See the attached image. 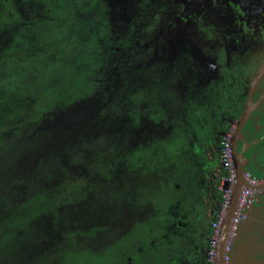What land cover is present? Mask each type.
Returning a JSON list of instances; mask_svg holds the SVG:
<instances>
[{
  "label": "flooded vegetation",
  "instance_id": "af4514ba",
  "mask_svg": "<svg viewBox=\"0 0 264 264\" xmlns=\"http://www.w3.org/2000/svg\"><path fill=\"white\" fill-rule=\"evenodd\" d=\"M97 1L101 10L90 8L87 20L89 1L76 7L91 23L78 28L66 54L87 66L91 90L52 112L86 113L79 135L88 134L90 170L73 164L72 172L105 185L106 197L92 187L90 211L76 217L105 225V239L120 233V224L134 227L133 250L126 256L127 246L121 249L124 264H207L228 170L225 144L234 166L245 162L252 175L264 170V12L251 16L239 0ZM23 2L9 10L15 25L47 23L45 2L33 9ZM57 119L46 114L40 128ZM246 119L254 135L243 159L233 147L238 139L244 145L239 129ZM128 179L141 201L135 206L124 194L122 202L113 197ZM174 180L180 191L173 196ZM257 193L224 264H264V192ZM192 221L201 230L195 248L183 250L177 245L190 241Z\"/></svg>",
  "mask_w": 264,
  "mask_h": 264
},
{
  "label": "rangeland",
  "instance_id": "374dc122",
  "mask_svg": "<svg viewBox=\"0 0 264 264\" xmlns=\"http://www.w3.org/2000/svg\"><path fill=\"white\" fill-rule=\"evenodd\" d=\"M8 1L0 0V130H5L4 133L11 145L13 139L17 137H14L15 127H20L29 121L32 122L30 125L32 132L39 130L44 134L39 124L43 117L46 114L50 118L58 115L55 123H49L47 127L56 135L65 132L59 138L53 135L56 139L62 140L72 136V142L70 140V144L66 146L65 150L73 149L83 137L82 134L79 135L82 131L79 129L85 127V122L80 123L79 117L85 118L84 114L86 113L76 111V113H69L71 117L63 116L61 118L59 114L63 109L57 111L56 115L52 112L69 105L79 97L87 95L91 90L88 79L85 80V75H88L87 66H80L79 57L70 62L66 56L67 49L74 43L73 35L78 28L91 23V21L85 22L76 13V7L86 5L85 0H80L78 6L73 4V0H26L23 2V6L32 9L38 7L41 2L47 4V14L45 12L47 23L37 19L33 23L21 26L15 25L18 20L15 21L8 16L9 10L14 9L18 0ZM88 1L90 7L86 6L83 9L85 20H87V12L91 9L94 11L101 10L100 2L97 0ZM37 13L45 15L40 8ZM80 36L82 39L87 37L81 33ZM74 114L78 117L73 119ZM70 120L72 122H69ZM14 125L16 126L14 127ZM23 130L27 133L31 132L26 126ZM4 133L0 131L2 138L5 137ZM70 134L71 136L65 138ZM75 135H78L77 139H75ZM14 162L15 160H8L3 155L0 157V173L10 174L9 178L12 182L19 178L11 175L16 173ZM44 173L46 175L47 171ZM45 175L32 177L30 186L36 187L39 191H44L46 196L48 194L54 195L59 189V183H56L55 179L47 180ZM254 175L262 176L263 171L256 170ZM48 179L52 178L48 176ZM14 191L18 193L17 190ZM79 210L80 207L75 213L76 219V216L81 213ZM41 219H38V223ZM121 226L122 224L116 227L117 230L120 229L121 234L118 233L108 239L102 236L105 228H107L105 225L97 226L93 223L87 228L86 224L77 227L78 229L76 228L75 231L80 232L82 237L75 234L74 238H69L76 241V246L80 244L83 247L77 251L75 246L71 251H67L64 254L66 257H63L65 258L63 264H114L117 260L120 261V264H124L125 255L122 254L121 249L131 244V240L135 238V233L130 232L128 234L127 223L123 225L124 227ZM101 230L103 231L99 233ZM42 231L41 233L45 234L50 231V228L43 226ZM94 233L100 235L95 240L90 238L91 242L85 241V237L88 239V235L92 236ZM95 241L97 242L95 243ZM31 246L34 255L28 264H39L41 261L43 262L44 255L53 253V245L48 244L47 241L42 242L41 247H38L37 243L36 250L33 243ZM95 252L102 254L95 255ZM18 264H22V257L18 260ZM24 264L27 263L24 262Z\"/></svg>",
  "mask_w": 264,
  "mask_h": 264
},
{
  "label": "trees",
  "instance_id": "16d2710c",
  "mask_svg": "<svg viewBox=\"0 0 264 264\" xmlns=\"http://www.w3.org/2000/svg\"><path fill=\"white\" fill-rule=\"evenodd\" d=\"M69 116L71 117V114H68L67 117ZM72 117L74 119L78 116L74 114ZM79 118L80 123H87L86 118ZM31 124L32 122L26 121L24 126H14L16 129L14 137H17L13 139L11 145L4 133L5 130H0L5 135L4 138L0 135V157L3 155L8 160H15L16 173L11 175L19 177L12 182L9 178L10 174L0 173V191L2 192L0 195V264H18L21 257L22 264L24 262L28 264L32 255H34L31 244L35 245L36 250L37 243L38 247H41V243L46 241L48 244L53 245V253L44 255L43 262L41 261L39 264H63L64 254L76 246V241L71 240L69 237L74 238L75 234L81 235L75 229L84 226V224H86V228L93 225L90 221L84 222L81 218H75L77 208H87L86 212H89L88 205L92 203L90 196L92 187L96 188V192L102 191L103 196H105L102 190L105 189V185L101 184V180L91 185L92 178L90 175L84 173L79 176L72 172L73 164L83 165L88 171L90 170V164H88L90 147L87 142V133L83 135L80 142L73 149L65 150L66 146L70 144V140L72 142L71 134L65 138L71 137L60 140L56 138H59L65 132L56 135L54 131L47 128L43 130V133L47 135L45 136L39 130L38 132H32L30 130ZM25 126L31 132L24 131ZM77 136L75 135V139H77ZM44 171H47L46 175ZM42 174L45 175L47 180L55 179L56 183H59V189L54 195L48 194L46 196L44 191H39L36 187L30 186V179ZM48 176L52 179H48ZM134 182L135 180L128 179L123 184L121 192L113 197L122 202L121 199L123 198L118 197L124 194L126 202L132 204V206L141 202L138 199V191L133 185ZM174 182L178 183L179 181L174 180ZM14 190H17L18 193ZM172 191L173 196L178 194L180 186L173 187ZM192 212H195V210ZM38 219H41L39 223ZM43 226H48L50 231L42 234ZM128 230L134 232V227H129ZM200 230L192 221L189 227L190 241L186 244L178 243L177 246L181 248V245H183V250L195 248V240ZM90 238L91 236L88 235V239L85 237V241H90ZM126 246L127 256L134 247L130 244ZM82 247L78 244L75 249L78 250ZM172 252L173 250L170 256H173ZM127 261L128 259H126ZM132 264H134V260Z\"/></svg>",
  "mask_w": 264,
  "mask_h": 264
},
{
  "label": "built area",
  "instance_id": "2783aa9c",
  "mask_svg": "<svg viewBox=\"0 0 264 264\" xmlns=\"http://www.w3.org/2000/svg\"><path fill=\"white\" fill-rule=\"evenodd\" d=\"M223 163L227 167V173L222 178L221 188L223 190V196L220 208L216 211L214 219L212 221V234L209 240L210 249L207 254V264H217L218 263V251L217 246L219 242V235L221 231L222 222L226 216L228 207L230 205L233 190L235 184L238 181V172L235 169L232 153L227 145L223 149ZM244 178L247 181L248 186L243 185L241 193L239 195L238 203L235 210V216L232 218V223L230 230L227 234L225 241L224 251H223V261H227L228 255L231 250L232 239L237 230V225L239 221L244 218L247 214V209L251 206L254 201L255 194L257 192H264L260 189V186L264 184V172L262 176L252 175L250 171L246 170L244 173ZM259 187V190L256 189Z\"/></svg>",
  "mask_w": 264,
  "mask_h": 264
},
{
  "label": "water",
  "instance_id": "95a60500",
  "mask_svg": "<svg viewBox=\"0 0 264 264\" xmlns=\"http://www.w3.org/2000/svg\"><path fill=\"white\" fill-rule=\"evenodd\" d=\"M239 1L245 7L246 11L248 13L249 12L251 13L250 14L251 16H253L255 14H256L255 16H258V14L260 13L259 12L260 10L264 12V0H239ZM234 116L236 119L239 118V116H237V115H234ZM247 120L248 119H246V121L242 124L241 129H239L240 135H241L240 141L243 142L244 145L239 146L240 142L238 139V141H236V144L233 147L234 152L237 155V157L243 158V159H248V156L246 155V153L248 150H250V149L252 150V148H253V147L251 148V146L253 144L251 139L254 135V131L251 130L250 125H248L246 123ZM245 144H246V147H245ZM233 158H234V155H233ZM246 165L247 164H245V162H242V163H239L238 166L237 165L235 166L237 169V172H238V181L235 184V188L233 190L230 205L228 207L226 216L222 222L221 231H220V235H219V242H218V246H217V251H218V263L217 264H224L223 251H224V246H225L227 234L230 230L232 218L235 216V210H236V206L238 203V199H239V195L241 193L242 187H243V185L248 186L247 181L244 178ZM262 169L263 168H261V170ZM261 187H264V184H262ZM256 189H259V187H257ZM257 195L261 196L262 193L258 192Z\"/></svg>",
  "mask_w": 264,
  "mask_h": 264
},
{
  "label": "crops",
  "instance_id": "0c3cea01",
  "mask_svg": "<svg viewBox=\"0 0 264 264\" xmlns=\"http://www.w3.org/2000/svg\"><path fill=\"white\" fill-rule=\"evenodd\" d=\"M177 182H172V187H175V186H178L177 184H176Z\"/></svg>",
  "mask_w": 264,
  "mask_h": 264
},
{
  "label": "clouds",
  "instance_id": "9594fccd",
  "mask_svg": "<svg viewBox=\"0 0 264 264\" xmlns=\"http://www.w3.org/2000/svg\"><path fill=\"white\" fill-rule=\"evenodd\" d=\"M264 172V171H263Z\"/></svg>",
  "mask_w": 264,
  "mask_h": 264
}]
</instances>
